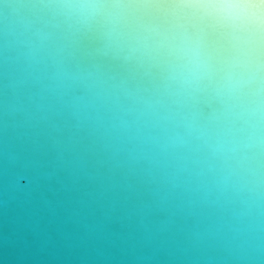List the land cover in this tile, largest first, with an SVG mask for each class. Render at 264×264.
<instances>
[{"label":"water","instance_id":"95a60500","mask_svg":"<svg viewBox=\"0 0 264 264\" xmlns=\"http://www.w3.org/2000/svg\"><path fill=\"white\" fill-rule=\"evenodd\" d=\"M258 17L0 0V264H264Z\"/></svg>","mask_w":264,"mask_h":264},{"label":"clouds","instance_id":"9594fccd","mask_svg":"<svg viewBox=\"0 0 264 264\" xmlns=\"http://www.w3.org/2000/svg\"><path fill=\"white\" fill-rule=\"evenodd\" d=\"M188 2L217 20L230 24L242 22L246 9L264 6V0H188ZM256 23L264 29V17H258Z\"/></svg>","mask_w":264,"mask_h":264}]
</instances>
